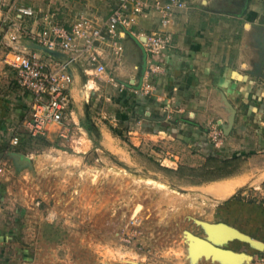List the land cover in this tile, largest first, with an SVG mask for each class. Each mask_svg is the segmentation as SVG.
Instances as JSON below:
<instances>
[{"label":"rangeland","instance_id":"1","mask_svg":"<svg viewBox=\"0 0 264 264\" xmlns=\"http://www.w3.org/2000/svg\"><path fill=\"white\" fill-rule=\"evenodd\" d=\"M237 1L236 11L240 12L256 0ZM257 2L255 23L263 34L264 44V0ZM51 3V0H0L1 114L13 116L19 108L15 102L19 98L25 104L15 74L4 63V57L13 50L24 49L20 43L30 40L29 30L37 19L34 20L33 14L18 16V8L45 16L51 13L46 9ZM79 15L75 14V18ZM46 18L49 19L44 17L43 24ZM38 26L37 21L35 29ZM131 60L138 65L143 63V53L138 47ZM158 60L162 67V58ZM160 74H152L151 81L156 82ZM132 99L123 124L113 126L116 120L101 118L100 112L107 111L108 106L100 102L88 109L91 116L115 132L116 152L100 145L92 132L88 134L90 138L75 133V139L83 144L90 145L87 139H91L92 145L85 152L69 146L64 141L69 137L47 140L43 136L42 140L31 136L24 117L18 125L10 117L7 129L0 127V161L6 168L5 181L0 185V264H174L176 261L186 264L183 262L191 258L187 251L189 242L193 237L205 239L210 233L206 223L230 222L255 235L259 233L253 226L264 231V184L246 196L238 191L219 197L213 188L228 180L189 185L166 176L159 168L173 165L162 164L166 158L162 149L174 162L173 150L186 147L183 151L186 153L189 147L183 141L171 140L175 138L172 134L170 139H146L145 146L134 147L127 134L135 128L130 117H139L132 107L136 97ZM252 113L247 127L253 138L255 135L261 138L263 115L254 109ZM154 121L150 120L142 129L154 132L153 125H148ZM176 123L162 120L157 130L172 129ZM13 132L20 135L16 147L8 145ZM203 140L201 147L210 145L215 150L205 135ZM187 156L180 164L197 167L203 163L200 159L190 160L189 153ZM251 156H254L250 160L253 169L264 164V156L254 152L248 154ZM48 213L53 215L49 222L45 220ZM245 264H251V260L246 259Z\"/></svg>","mask_w":264,"mask_h":264},{"label":"crops","instance_id":"2","mask_svg":"<svg viewBox=\"0 0 264 264\" xmlns=\"http://www.w3.org/2000/svg\"><path fill=\"white\" fill-rule=\"evenodd\" d=\"M51 1L54 3L45 6L51 13L45 16L32 13L34 20H37L32 24L29 35L42 28L43 18L46 16L56 24L68 26L74 20L75 14L105 18L108 12L104 0ZM238 3L237 0H193L186 10L176 16L170 26L173 46L162 55V74L156 77V90L152 96L140 98L131 94V90L118 93L108 81V77L113 76L119 81L138 82L143 76L147 58L140 42L134 37L124 39L123 57L118 62H106V75L86 76L81 67L76 65L73 68V82L70 87L71 113L63 124L65 136H60L61 126L52 124L48 127L46 139L53 140L57 136L69 137L64 139L69 146L80 148L85 152L92 145L91 139H87L90 145L83 144L75 139V133L79 132L90 138L88 134L92 132L93 137L98 138L100 145L116 152L118 145L113 131L97 117L91 116L88 109L90 111L92 105H98L100 102L101 105L108 106L107 111L100 112L101 118L108 121L111 119L110 122L116 120L117 123L114 122L113 126L123 124L126 122L128 113L126 111L130 107L131 100L136 97L132 107L134 113L139 116L138 118H143V121L141 128L127 131L134 147L140 149V145L145 146L146 139H170L171 134L174 135L175 138L171 140L177 143L183 141L191 149L186 153L183 152L186 147L181 148L182 150L179 149L180 147L179 150H173L176 155L173 156L175 163L169 159L168 152L162 149L167 161L165 165H173L170 166L172 169L177 168L183 158H188L187 153L190 155V160L200 159L203 162L213 153H218L220 157L239 156L242 161L246 160L243 161L241 172L224 179L234 181L233 183L236 184L230 195L241 191L240 194L246 196L256 189H261L264 184V164L258 169H253L250 160L254 156L248 157V154L254 152L264 156V133L261 138L256 135L253 138L247 124L253 119V109L263 115L261 123L264 124L263 34L258 31L256 24L259 11L257 0L249 2L246 8L240 9V12L236 11ZM22 15L18 14V16ZM37 21L40 26L35 29ZM153 25L154 20L141 18L135 28L146 31ZM30 42L31 40H27L20 44L29 48L26 44ZM137 47L143 53L141 65L131 60ZM118 99L125 102L120 103ZM89 100L91 106H88ZM15 102L18 103L19 108L13 116L2 112L6 115L3 117L0 113V127L9 126L11 119H13L12 123L18 125L22 118H25L27 102L25 101L24 104L20 98ZM167 103H170V110L165 111L163 106ZM161 119L174 120L177 123L172 129L164 128L165 133H155ZM150 120H157L148 124L153 125L154 132L142 129ZM212 121L228 126L224 146L219 151L211 150L210 145L205 149L201 147L205 142L203 129ZM192 145H196L197 148H193ZM226 224L264 245V231L259 227L253 226L259 233L255 235L230 222ZM205 240L215 248L203 246L193 239L187 246L191 258L188 259L189 262L184 260L183 263L245 264L247 259L245 255L254 256L256 251L261 249L259 245L241 240L222 229H210ZM174 264H178V261Z\"/></svg>","mask_w":264,"mask_h":264},{"label":"built area","instance_id":"3","mask_svg":"<svg viewBox=\"0 0 264 264\" xmlns=\"http://www.w3.org/2000/svg\"><path fill=\"white\" fill-rule=\"evenodd\" d=\"M104 1L108 10L105 18L81 14L68 26L46 18L42 28L30 34L31 42L60 56L26 47L5 55L4 63L15 74L19 93L27 102L25 127L31 136H46L52 124L61 126L60 136H65L63 124L71 113L73 68L76 65L81 67L86 76L106 75V62L119 61L123 54V41L127 37L136 38L148 56L145 74L138 82L119 81L113 76H109L108 81L118 93L131 90L130 93L138 97L153 95L156 85L151 81V75L162 72L158 58L173 46L170 26L193 0ZM18 11L32 14L29 9L18 8ZM141 18L154 20L153 27L146 31L137 30L135 26ZM163 108L170 110V103L164 104ZM130 119L135 122V128H141L143 118L132 116ZM160 132L165 133L163 130L155 131ZM203 132L216 151L223 148L228 133L225 126L209 122ZM19 143L20 135L13 132L8 145L16 147ZM165 161L166 158L162 164ZM5 174V165L0 161V185L5 181ZM52 219L51 213L45 216L48 222ZM251 264H264V250L252 256Z\"/></svg>","mask_w":264,"mask_h":264},{"label":"trees","instance_id":"4","mask_svg":"<svg viewBox=\"0 0 264 264\" xmlns=\"http://www.w3.org/2000/svg\"><path fill=\"white\" fill-rule=\"evenodd\" d=\"M37 137L44 139L43 136ZM242 166L243 161L239 156L221 158L218 153H213L207 156L205 161L197 167L180 164L175 169L160 167L159 170L166 176L184 184L201 185L236 176L241 172Z\"/></svg>","mask_w":264,"mask_h":264},{"label":"water","instance_id":"5","mask_svg":"<svg viewBox=\"0 0 264 264\" xmlns=\"http://www.w3.org/2000/svg\"><path fill=\"white\" fill-rule=\"evenodd\" d=\"M27 47L29 48H35V49H40L44 52H47L49 54H52V55H55V56H60L59 53L55 52V51H52V50H48L46 49L45 47H42L38 44H35L33 42H30L29 44H26ZM158 120V119H157ZM156 120V121H157ZM206 226L209 227L210 229H222V230H226L227 232H229L231 235L233 236H236L237 238L241 239V240H245L247 242H250V243H253V244H257L260 246L261 250L263 249L264 245L263 243L261 242H258V241H255L253 240L251 237H249L248 235L240 232L239 230H237L236 228L234 227H231L229 225H227L226 223H223V222H218V223H213V224H210V223H206ZM193 239L200 243L201 245L203 246H206V247H209V248H215L213 247L208 241H206L205 239H200V238H197V237H193ZM245 257L249 260L252 259V256L250 255H245Z\"/></svg>","mask_w":264,"mask_h":264},{"label":"bare ground","instance_id":"6","mask_svg":"<svg viewBox=\"0 0 264 264\" xmlns=\"http://www.w3.org/2000/svg\"><path fill=\"white\" fill-rule=\"evenodd\" d=\"M234 181H228V183H217V186L213 188L215 194L219 197H227L235 189L236 184Z\"/></svg>","mask_w":264,"mask_h":264}]
</instances>
